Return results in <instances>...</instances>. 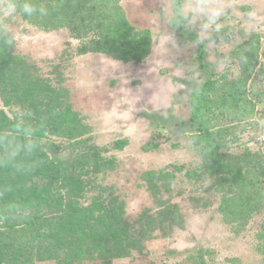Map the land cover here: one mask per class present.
I'll use <instances>...</instances> for the list:
<instances>
[{
	"label": "rangeland",
	"instance_id": "obj_1",
	"mask_svg": "<svg viewBox=\"0 0 264 264\" xmlns=\"http://www.w3.org/2000/svg\"><path fill=\"white\" fill-rule=\"evenodd\" d=\"M226 2L231 7L209 49L191 43L195 32L166 24L171 0H120L129 24L150 31V52L139 63L109 55L83 31L17 18L14 45L0 50L26 62L27 73L55 92L64 90L54 103L68 100L81 125L79 137L37 135L31 144L46 153L35 161L56 169L62 159L61 172L71 174L74 166L80 174L84 161L105 160L96 159L102 168L94 172L92 165L82 176L90 183L77 205L87 210L65 233L80 241L74 250L58 247L66 237L54 235L52 225H27L35 208L51 214L48 197L39 192L28 206L22 180L2 182L0 264H264V0ZM252 9L258 14L249 31L245 14ZM207 81L215 86L202 98L201 118L219 142L221 164L206 155L210 138L191 119L192 95ZM4 110L21 119L26 109ZM118 141H125L121 149ZM9 157L0 163L6 167ZM150 171L165 179L149 182ZM235 173L246 186L233 185ZM116 212L117 220H101ZM113 252L124 255L110 258Z\"/></svg>",
	"mask_w": 264,
	"mask_h": 264
},
{
	"label": "trees",
	"instance_id": "obj_2",
	"mask_svg": "<svg viewBox=\"0 0 264 264\" xmlns=\"http://www.w3.org/2000/svg\"><path fill=\"white\" fill-rule=\"evenodd\" d=\"M33 2L48 9L47 16L25 17L33 23L52 28L65 26L71 31H83V35L92 36V40L98 43L97 48L126 62L131 60L134 63H139L150 52V31L148 29L137 30L129 24L120 0H33ZM94 37L98 39H94ZM85 47L86 45L80 51L88 50ZM10 55L6 54L5 50L3 53L0 50V99L3 103V107H0V155L2 153L6 155L5 157L0 156V158L8 159L10 156V162L7 163L6 167L5 163H0V186H2V182L5 184L6 179L10 183L22 180V198L28 201V206L36 199V194L39 192L42 193L43 198L45 197L48 201L50 199L51 202L49 201L48 205L52 207L51 214L40 213L35 208L30 211H33L32 213L28 214L30 220L27 225L37 223L38 229H42L48 224L52 225L54 235L63 231L64 237H66L64 238L65 241L62 240V237L57 241L58 247L72 248L74 246L72 248L74 250L77 243L81 244L80 241L75 237L73 242L70 241L69 238L72 236L68 237L65 233L69 235L68 229L71 219L81 220L82 210H87L85 206L77 205V198L82 197V189L90 183V181L86 182L82 176L89 175L90 170L88 168L92 165H94L92 171L98 172L102 168L99 162H103L105 157L95 156L91 160L92 162L84 161L80 174H75L77 170L74 166L70 168L71 174L68 171L66 173L61 172L60 166L64 164L65 160L60 158L56 169L48 166H45L47 169L42 168L40 163L35 161L36 156H44L43 154L46 152L38 153L40 149L31 144V140L47 130L67 138L79 137L78 135H81L80 119H77L74 113H70L68 100H64L61 107L54 103L57 95L64 98V90L59 89L55 92L54 89L46 86L38 76L27 73L30 72V69L26 62L23 61L22 63L20 59L13 58L8 60ZM22 70H26V74H24L26 77L23 80ZM210 81L204 82L195 89L192 95L194 109L191 119L198 123L196 128L201 131L199 135H205L207 139L210 138L204 144L206 155L212 162L221 164L219 155L215 154L216 149L219 148V142H213V134L207 126H204L201 118L202 98L208 89L212 90L215 86V82L209 83ZM12 105L21 106L22 110L23 108L26 109L21 119L17 116L11 117L5 112L4 107ZM57 107L61 109L60 112L54 111ZM28 129L29 132H27ZM197 137L201 138L198 135ZM124 143L125 141H118L116 147L121 149ZM92 150L98 153V148L93 147ZM46 160L50 159L47 158ZM234 175V186L239 188V186L247 185L239 173ZM145 177L149 182H153L157 178L159 180L165 179L163 173L158 171H150L148 174L146 173ZM39 180H43L41 186L37 185ZM150 187L155 188L156 186L150 185ZM163 187L165 188V185ZM35 188H42L40 189L42 191L35 192ZM98 198L100 199V196ZM100 205L103 213L106 212L107 208L105 209L102 203ZM106 216L110 220H117V212L115 214H103V218L101 215L92 216L91 219L102 218L101 220H104ZM112 239H116V237H112ZM123 255L120 252H113L109 257Z\"/></svg>",
	"mask_w": 264,
	"mask_h": 264
},
{
	"label": "clouds",
	"instance_id": "obj_3",
	"mask_svg": "<svg viewBox=\"0 0 264 264\" xmlns=\"http://www.w3.org/2000/svg\"><path fill=\"white\" fill-rule=\"evenodd\" d=\"M230 7L226 0H171L166 10L165 22L173 28L183 27L188 32H195V39L191 43L211 49L215 47L216 33L221 31L223 18ZM257 14L256 9L245 14L249 31L255 26ZM47 15L48 9L36 5L33 0H0V45H14V28L17 18ZM170 35L173 37L171 33ZM243 59L244 57L241 56L242 61ZM224 62L228 64L231 60L225 57ZM128 94L131 96L135 93L128 89ZM140 99L141 97H138L135 103Z\"/></svg>",
	"mask_w": 264,
	"mask_h": 264
}]
</instances>
